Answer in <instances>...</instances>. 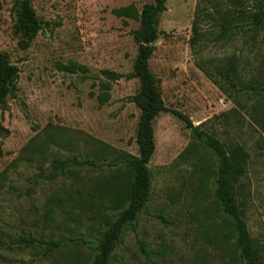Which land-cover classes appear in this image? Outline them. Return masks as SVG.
Here are the masks:
<instances>
[{"label": "rangeland", "instance_id": "374dc122", "mask_svg": "<svg viewBox=\"0 0 264 264\" xmlns=\"http://www.w3.org/2000/svg\"><path fill=\"white\" fill-rule=\"evenodd\" d=\"M152 1L30 0L40 28L25 47L14 29L15 0H0V54L18 69L15 94L0 112L9 130L0 137V239L31 234L63 243L45 257L37 246L0 247V264H89L102 213H111L105 184L121 168L106 163L119 151L138 153L139 109L129 97L139 80L125 77L137 53L130 31L138 22L112 10ZM256 2L166 0L148 66L168 108L203 124L225 147L245 151L236 199L264 264V100L250 91L236 96L218 74L233 64L235 81L264 84ZM69 61L86 71L59 67ZM103 92L108 98L100 103ZM153 129L150 197L134 226H125L109 264H239L214 203V158L170 112L160 113ZM73 157L103 164L68 165L65 174L45 178L54 163Z\"/></svg>", "mask_w": 264, "mask_h": 264}, {"label": "trees", "instance_id": "16d2710c", "mask_svg": "<svg viewBox=\"0 0 264 264\" xmlns=\"http://www.w3.org/2000/svg\"><path fill=\"white\" fill-rule=\"evenodd\" d=\"M166 0H153L138 9L134 4H128L112 10L119 18H128L138 22L137 28L130 34L137 44V53L132 64V71L127 73V79L137 78L139 88L129 97L139 109V117L135 131L137 154L119 151L113 162L119 168L116 180L105 184L104 193L108 199L111 213L104 214L102 224L103 231L97 240V246L89 264H109L112 252L116 248L125 226H134L138 214L146 206L150 197L151 176L148 162L155 149L153 123L162 112H170L182 121L186 128L190 129L191 137L206 149L215 160L213 178V197L216 209L224 222L227 233L234 239V246L239 264H262V251L255 241L249 236L246 222L242 217V211L236 199V184L246 170V153L238 145L225 147L221 140L214 137L203 124L193 125L184 113L168 108L159 91L160 79L153 75L148 66V61L155 49L154 42L161 34L158 30L159 16L166 9ZM16 20L14 24L23 45L27 47L40 28V21L30 3V0H15ZM252 22L255 28L264 29V0H257L256 11L252 14ZM62 69L70 72L76 70L86 71V67L69 61L67 65H60ZM218 74L224 77L225 83L238 93L252 92L264 100V84L254 82L235 81L236 72L233 64L219 68ZM18 69L0 54V112L6 106V99L14 95ZM223 88V85H219ZM108 98L107 92L98 95L100 103ZM254 108V105H251ZM252 109V108H251ZM0 137H6L9 130L1 123ZM68 162V163H67ZM67 162L54 163L44 176L46 179H54L66 172L68 165L84 166L90 169L99 168L103 163L85 158L79 160L73 157ZM103 198V193H100ZM50 215V212H48ZM101 214V213H100ZM2 233H0V238ZM6 240V241H5ZM17 244V245H16ZM62 242L52 239H38L31 234L20 235L16 239H0V247L6 250L13 246L40 247L45 257L58 250Z\"/></svg>", "mask_w": 264, "mask_h": 264}, {"label": "water", "instance_id": "95a60500", "mask_svg": "<svg viewBox=\"0 0 264 264\" xmlns=\"http://www.w3.org/2000/svg\"><path fill=\"white\" fill-rule=\"evenodd\" d=\"M111 78H114V75H112V77Z\"/></svg>", "mask_w": 264, "mask_h": 264}]
</instances>
